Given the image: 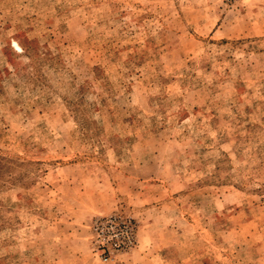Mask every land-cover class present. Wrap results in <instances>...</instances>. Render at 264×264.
I'll use <instances>...</instances> for the list:
<instances>
[{
	"label": "rangeland",
	"instance_id": "obj_1",
	"mask_svg": "<svg viewBox=\"0 0 264 264\" xmlns=\"http://www.w3.org/2000/svg\"><path fill=\"white\" fill-rule=\"evenodd\" d=\"M0 264H264V0H0Z\"/></svg>",
	"mask_w": 264,
	"mask_h": 264
}]
</instances>
